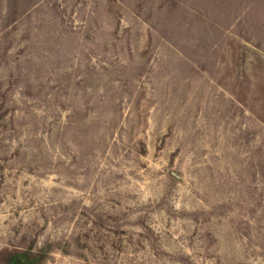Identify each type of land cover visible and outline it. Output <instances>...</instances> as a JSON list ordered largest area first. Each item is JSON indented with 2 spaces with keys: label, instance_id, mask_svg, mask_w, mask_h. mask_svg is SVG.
Returning <instances> with one entry per match:
<instances>
[{
  "label": "rangeland",
  "instance_id": "1",
  "mask_svg": "<svg viewBox=\"0 0 264 264\" xmlns=\"http://www.w3.org/2000/svg\"><path fill=\"white\" fill-rule=\"evenodd\" d=\"M6 262L264 264V0H0Z\"/></svg>",
  "mask_w": 264,
  "mask_h": 264
},
{
  "label": "trees",
  "instance_id": "2",
  "mask_svg": "<svg viewBox=\"0 0 264 264\" xmlns=\"http://www.w3.org/2000/svg\"><path fill=\"white\" fill-rule=\"evenodd\" d=\"M13 254L16 256V255H19L20 252H18V250L15 249V250L13 251ZM24 254H25V255H28V256H29V254H27V253H23L22 256L20 255L21 259H23V260L25 261V260H27V257H25ZM5 264H10V263H7V262H6ZM31 264H34V263H31Z\"/></svg>",
  "mask_w": 264,
  "mask_h": 264
}]
</instances>
